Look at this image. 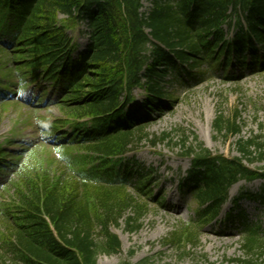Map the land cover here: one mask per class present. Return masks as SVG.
Returning a JSON list of instances; mask_svg holds the SVG:
<instances>
[{"label": "trees", "instance_id": "trees-1", "mask_svg": "<svg viewBox=\"0 0 264 264\" xmlns=\"http://www.w3.org/2000/svg\"><path fill=\"white\" fill-rule=\"evenodd\" d=\"M140 8V0H0V103L18 104L16 94L38 81L36 69L48 66L41 76L61 87L55 104L62 116L36 124L40 148L45 153L52 148L58 159L39 154L36 145L27 149L7 140L8 146L20 145L17 152L0 146V173L16 175L12 201H0V249L11 256L0 254V264H97L100 255L118 254L120 241L110 228L126 218L127 232H136L147 211V204L127 191L131 170L119 157L143 140L152 146L172 140L170 133L152 139L145 133L149 113L162 110L163 77L184 64L199 68L221 56L224 69L232 58L244 65V52L255 54L256 44L264 46V0H153L146 18ZM75 14L87 21L90 44L69 65L58 16L73 26L79 20ZM233 16L237 31L227 40L222 25H231ZM66 66L71 70L59 73ZM134 89L145 91L143 116L127 109ZM86 118L89 123L77 122ZM242 128L237 111L218 112L213 121L216 136L237 139L238 156L231 158L213 155L192 132H178L174 145L191 158L186 187L202 223L216 218L233 184L264 179V168L247 166L264 162L263 127L248 136L241 135ZM120 171L124 177L118 180ZM258 197L264 202V190ZM248 228L241 244L244 258L233 263L263 264L264 236ZM193 230L171 232L164 245L184 253L198 241Z\"/></svg>", "mask_w": 264, "mask_h": 264}, {"label": "rangeland", "instance_id": "rangeland-1", "mask_svg": "<svg viewBox=\"0 0 264 264\" xmlns=\"http://www.w3.org/2000/svg\"><path fill=\"white\" fill-rule=\"evenodd\" d=\"M141 2L142 10L146 12L148 0ZM58 18L59 24H65L64 16L60 15ZM74 30L69 34L76 44V54H79L87 45V36L83 33V25L75 27ZM229 32L232 33V28ZM263 53L264 50L259 48L257 55L262 59ZM250 62L251 58L247 56L246 64ZM201 68L206 73H195L188 80L173 81L169 74L165 78L167 82L163 88L165 86V91L176 99L167 103V110L152 115L153 122L146 128L145 133L151 139L171 132L174 133L171 135L172 140L158 142L155 147L143 141L137 149L125 156V164L133 167L134 172H151L152 181L149 182L150 187L147 190L153 191L151 200L155 196H162V204H159L157 199L153 205L150 204L149 211L144 215L140 228L135 233L126 232L124 221H121L118 227H112L111 232L118 236L121 244L120 252L116 255L99 256L98 264H120L125 261L130 264H233V260L244 256L241 249L244 231L238 223L240 216L243 215L248 222L255 223L264 232L262 202L242 200L236 206L232 203L240 193H260L264 181H240L230 188L229 200L223 205L214 222L197 229L199 239L195 247L187 245L182 253V250H176L173 246H162L164 238L178 230L176 228L191 222L197 223L196 206L188 193L189 189L182 192L178 187L179 182L186 178L190 167V160L181 156L180 146L174 145L179 139V130L192 131L205 148L213 154L228 158L238 156L232 145L236 138L226 143L222 137L214 134L212 124L218 112L225 116L239 112L240 122L243 124L242 136H248L251 132L258 133L260 126L263 127L264 134V70H247L248 68L242 69L235 65L233 70L224 73L221 68L211 70L206 65ZM170 80L171 84H168ZM167 84L169 87H166ZM34 93L36 95V92ZM48 95V107L39 110L35 114L36 117L59 116L57 108L52 104L55 100L54 91L49 89ZM134 96L136 101L132 107H137L144 99L143 90H134ZM31 114L28 107L21 105L0 108V144L12 138L28 145L35 142L36 131L25 128L29 124ZM247 166L259 171L264 168V162ZM136 176H133L132 182L136 180ZM9 177L13 178L12 174L0 175V196L5 198L12 194L9 186H5ZM131 191L134 192L133 186ZM233 210L234 217L230 215Z\"/></svg>", "mask_w": 264, "mask_h": 264}]
</instances>
